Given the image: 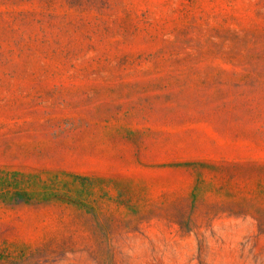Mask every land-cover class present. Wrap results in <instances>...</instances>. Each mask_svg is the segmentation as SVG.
Returning a JSON list of instances; mask_svg holds the SVG:
<instances>
[{"label":"rangeland","instance_id":"obj_1","mask_svg":"<svg viewBox=\"0 0 264 264\" xmlns=\"http://www.w3.org/2000/svg\"><path fill=\"white\" fill-rule=\"evenodd\" d=\"M0 264H264V0H0Z\"/></svg>","mask_w":264,"mask_h":264}]
</instances>
